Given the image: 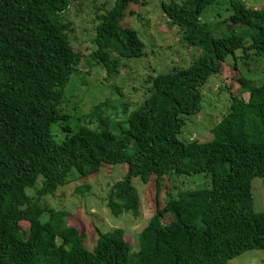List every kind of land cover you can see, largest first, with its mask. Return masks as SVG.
I'll use <instances>...</instances> for the list:
<instances>
[{
	"label": "trees",
	"instance_id": "trees-1",
	"mask_svg": "<svg viewBox=\"0 0 264 264\" xmlns=\"http://www.w3.org/2000/svg\"><path fill=\"white\" fill-rule=\"evenodd\" d=\"M71 1L0 0V264H226L244 250H264V211L254 212L250 191L253 177L264 178V82L239 78L247 97L229 90L209 141L176 138L181 116L199 111L200 87L209 75L222 67L238 71L235 63H223L226 56L264 53V9L230 0L224 29L213 37L199 18L214 0L161 1L178 41L199 54L187 67L147 75L144 98L122 126L111 122L116 99L77 115L60 106L84 59L71 47V28L61 16ZM139 2L112 0L95 13V48L86 57L109 76L119 59L142 54L136 32L119 25L127 5ZM238 26L251 28L246 45L233 30ZM52 125L63 133L60 140ZM102 164L125 169L106 197L115 217H138L132 179L146 184L154 177V211L137 234L135 251L119 227H95L88 250L82 233L68 225V211L44 200L66 183L70 170L85 177ZM172 174H203L209 183L171 196L162 187ZM20 221L27 223L25 231Z\"/></svg>",
	"mask_w": 264,
	"mask_h": 264
},
{
	"label": "rangeland",
	"instance_id": "rangeland-1",
	"mask_svg": "<svg viewBox=\"0 0 264 264\" xmlns=\"http://www.w3.org/2000/svg\"><path fill=\"white\" fill-rule=\"evenodd\" d=\"M161 1L166 0H140L137 4L127 5L119 25L136 32L137 37L143 43L142 54L135 58L119 59L117 72L111 76L106 74L103 67L99 64L95 65L86 56L95 48L92 42L96 24L95 13L102 11V5L109 7L112 0H73L70 2L61 16L71 28L68 33L71 47L84 59L77 66L79 73L73 75L70 83L66 85L67 98L62 100L61 108L72 110L77 115L87 112L92 105L99 102L116 99L113 110L116 113L112 114L111 122H119L123 126L127 115L136 110L144 98L145 84L143 81L147 75L168 72L172 68L187 67L198 56L197 48L185 46L178 41V30L167 24L160 10ZM229 1L214 0L200 15V22L207 25L213 37L219 36L220 30L224 29L222 22L230 13ZM240 1L247 7L264 9V0ZM233 30L242 34L245 45L249 42L251 28L238 26ZM240 52V50H235L234 57L228 55L223 62L225 64L235 63L238 71L230 67H222L219 74L209 75L207 81L200 87V109L195 114L181 116L183 124L176 135L178 141L182 143L190 140L205 142L211 139L210 129L227 108L229 90L243 99L247 97V92L242 90L240 85V77L247 79L250 84L258 85L264 82V53L261 56H253L248 51V56L241 58ZM114 86L119 89L120 94L116 93ZM79 123H82L81 119ZM55 128L56 125H52L51 131L54 139L60 140L63 133L56 132ZM111 131L115 132L114 129ZM124 170L120 164H102L96 173L85 177L70 170L66 176V183L57 187L52 195L44 197L52 208L68 211V225L82 233L83 245L88 250L91 249L95 239V227L100 231L119 227L123 230L124 240L131 250L135 251L137 234L154 211L155 187L154 177L151 176L146 184H142L137 178L132 179V184L139 197L138 217L133 218L128 213L115 217L109 213L106 206L108 190L110 185L123 175ZM39 180L38 177L36 186ZM208 183L209 178H205L203 174H172L169 180H163L162 192L174 196L178 189H196ZM81 187L84 188L79 191ZM26 191L33 194L30 188ZM250 191L254 212H263L264 178L253 177L250 180ZM19 226L25 231L27 223L20 221ZM226 264H264V250H244L227 260Z\"/></svg>",
	"mask_w": 264,
	"mask_h": 264
}]
</instances>
